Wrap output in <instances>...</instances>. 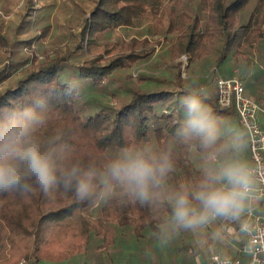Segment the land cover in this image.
I'll list each match as a JSON object with an SVG mask.
<instances>
[{
  "label": "trees",
  "instance_id": "1",
  "mask_svg": "<svg viewBox=\"0 0 264 264\" xmlns=\"http://www.w3.org/2000/svg\"><path fill=\"white\" fill-rule=\"evenodd\" d=\"M82 1L65 40L47 46L37 37L40 54L32 40L23 41L27 52L18 53L0 25V113L27 108L42 115L35 136L58 165L80 161L103 168L122 148L148 147L171 152L167 190L195 185L202 177L203 152L197 141L177 135L184 118L181 98L198 97L215 120L234 118L235 109L220 106L217 87L209 97L187 87L179 57L189 55L209 70L228 56L237 60L254 48L264 51V0ZM123 29L134 32L126 37ZM39 30L41 38L50 34ZM161 38L172 62L159 65ZM217 128L218 144H228L222 125ZM170 217L166 201L141 204L114 182L101 184L88 202L38 192L0 195V264L67 259L92 245L105 249L149 239L158 244ZM232 224L237 228L239 221ZM174 250L180 264L196 263L194 241Z\"/></svg>",
  "mask_w": 264,
  "mask_h": 264
},
{
  "label": "clouds",
  "instance_id": "2",
  "mask_svg": "<svg viewBox=\"0 0 264 264\" xmlns=\"http://www.w3.org/2000/svg\"><path fill=\"white\" fill-rule=\"evenodd\" d=\"M180 103L184 118L177 135L185 142L197 141L203 152L202 177L195 185L167 190L165 181L174 167L171 152L148 147L122 148L103 168L80 161L58 165L35 136L43 116L26 108L19 114L14 109L6 116L0 113V195L38 192L88 202L101 184L114 182L141 204L166 201L169 223L176 229L195 230L216 219L240 221L257 198L255 170L242 156L240 143L218 144L215 118L198 97L183 96Z\"/></svg>",
  "mask_w": 264,
  "mask_h": 264
},
{
  "label": "rangeland",
  "instance_id": "3",
  "mask_svg": "<svg viewBox=\"0 0 264 264\" xmlns=\"http://www.w3.org/2000/svg\"><path fill=\"white\" fill-rule=\"evenodd\" d=\"M84 6L82 0H0V25L5 27L6 36H9V40L15 42V48L19 49L18 53L21 51L27 52V49H21V43L32 40V49L34 48V52L37 51L40 54L37 37L42 39V44L47 46H56L57 44H52L61 43L66 38L67 27L77 24L75 11L77 12L79 7L83 8ZM39 28L48 30L50 34L45 38H41L43 34L40 33ZM133 32L130 29L121 30V33L126 37H129ZM166 43L161 38L163 47H157L156 53L162 55V60L158 62L159 65L172 62L169 55H167L168 44ZM15 48L13 47V49ZM1 54L3 52L0 50V57ZM187 56L189 60L186 65L182 60L183 55L179 57V60H182V77L190 80L187 87L196 91L200 97L211 96L215 87H217L214 69L218 68V74L225 78L239 76L245 85L247 94L257 102H261L258 97L264 98V75L261 74V71H264V60L261 59V57H264V51L254 48L248 52V58L238 57L237 60L228 56L219 67L214 64L209 70L205 67L204 62L192 63L190 56ZM177 60L178 58L174 59L173 62ZM139 70H135L134 75H137ZM234 116L236 117V115ZM235 117L228 119L224 116L222 119H216L215 122L217 127L222 125V133L228 137V144L235 141L242 145L241 154L248 161L250 153L247 142L243 138V129ZM199 161L204 164L203 155L200 156ZM198 165L203 167L201 163H198ZM257 203L258 199H255L253 201L254 206L264 209L263 203L258 205ZM230 222L232 220L216 219L195 230H175L170 228L173 227L170 224L166 225L164 241L162 240L159 244L154 243V245L148 242L149 239L147 242L138 245L133 243L118 245L119 248L111 245L105 249H97L96 246L92 245L89 250L82 251V253H78L71 258L62 260L40 259L38 264H162L156 254L160 249L159 247L164 245V242H166L165 247L168 249L169 255L174 259V255H176L173 252L174 249L182 243L190 244L193 241L197 244L196 264H205L210 261L214 253L229 251L227 249L229 244H224L225 238H231L233 235L236 237V230L234 227H230V224H232ZM113 230L118 229L113 227ZM180 231L183 234H180ZM155 239H157V236H153L151 240ZM158 245V248H154ZM230 254L239 257L246 264L251 259L250 255L240 253L235 249H231ZM22 260L27 259L23 258L19 263Z\"/></svg>",
  "mask_w": 264,
  "mask_h": 264
},
{
  "label": "built area",
  "instance_id": "4",
  "mask_svg": "<svg viewBox=\"0 0 264 264\" xmlns=\"http://www.w3.org/2000/svg\"><path fill=\"white\" fill-rule=\"evenodd\" d=\"M182 60L186 65L189 57L183 55ZM214 71L216 72L218 102L223 108L234 107L235 119L247 137L251 166L257 176L256 199L264 204V129L261 122L264 106L247 94L245 85L239 76L225 78L218 74V68H215ZM242 223H246L247 228L242 227ZM241 230L245 234V240L238 247V251L250 255L251 259L247 264H264V214H257L253 203L245 213V218L241 222ZM224 244L233 246L228 237L225 238ZM19 264H27V261L22 260ZM210 264L246 263L235 255L218 252L211 256Z\"/></svg>",
  "mask_w": 264,
  "mask_h": 264
},
{
  "label": "crops",
  "instance_id": "5",
  "mask_svg": "<svg viewBox=\"0 0 264 264\" xmlns=\"http://www.w3.org/2000/svg\"><path fill=\"white\" fill-rule=\"evenodd\" d=\"M262 73L261 74H263L264 75V71L262 70L261 71ZM264 79V78H263ZM246 89V88H245ZM258 99H261V102H258V103H260L262 106H264V98H260V97H258ZM261 122H262V128L264 129V114H261ZM243 135H244V133H243ZM245 140H246V142H247V139L245 138ZM247 147H248V143H247ZM248 151H249V147H248ZM249 153H250V151H249ZM248 162L250 163V165H251V163H252V161H251V155L249 154V159H248ZM261 203V201H259L258 200V203H257V205L258 204H260ZM253 206H254V204H253ZM255 207V212L257 213V214H264V209L263 208H261V207H259V206H254ZM245 218V214H244V216L241 218V220L239 221V225L237 226V228H235L234 226V224H230V227H234L235 228V236L236 237H234V235H233V237H231L230 239H231V241H232V244H233V246L232 247H230V245H229V247H227V249L229 250L228 252H224V253H229L230 254V250L231 249H235V250H238V247H240L241 245H242V243L244 242V240H245V234H244V232L241 230V222H242V220ZM235 222H238V221H235ZM230 223H234V221H232V222H230ZM159 244V243H158ZM119 244H117V245H114V246H116L117 248H119V246H118ZM123 245H125V244H123ZM155 245V244H154ZM159 247V245L157 246V247H154V248H158ZM160 249L158 250V253L156 254V256L159 258V260L162 262V264H180V262H181V258L182 257H180V256H177V255H174V259L176 258V260H174L173 259V257L172 256H170L169 255V252H168V249H166V247H165V244L164 245H162V247L160 246L159 247ZM99 253L101 252V251H98ZM173 252H176V250H174ZM78 253H82V252H78ZM78 253H76V254H78ZM76 254H73V255H71L69 258H71V257H73V256H75ZM123 258V257H122ZM162 258H163V261H162ZM68 259V258H67ZM210 261H211V258H210ZM210 261H208V262H206L205 264H210ZM196 264V263H195Z\"/></svg>",
  "mask_w": 264,
  "mask_h": 264
}]
</instances>
